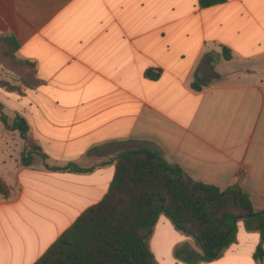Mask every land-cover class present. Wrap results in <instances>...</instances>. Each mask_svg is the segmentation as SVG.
<instances>
[{
  "label": "crops",
  "instance_id": "1",
  "mask_svg": "<svg viewBox=\"0 0 264 264\" xmlns=\"http://www.w3.org/2000/svg\"><path fill=\"white\" fill-rule=\"evenodd\" d=\"M3 35L16 38L17 56L36 64L41 84L22 96L0 89V179L9 189L0 196V264H34L103 199L110 160L123 151H156L195 180L237 185L264 210V0L207 8L198 0H0ZM147 70L161 74L150 80ZM2 114L25 119L45 161L21 164L25 138ZM70 163L93 170L46 167ZM259 242L257 222L240 220L218 260L187 263L176 252L199 248L161 215L149 248L156 264H264L253 258Z\"/></svg>",
  "mask_w": 264,
  "mask_h": 264
},
{
  "label": "trees",
  "instance_id": "2",
  "mask_svg": "<svg viewBox=\"0 0 264 264\" xmlns=\"http://www.w3.org/2000/svg\"><path fill=\"white\" fill-rule=\"evenodd\" d=\"M225 1L198 0V4L207 8ZM18 49L13 35L0 36V68L6 72L5 77L0 74V89L22 96L24 91L39 87L41 81L36 77V64L19 58ZM222 57H231L225 48ZM160 74V70L145 72L150 80ZM192 88L200 89L196 83ZM1 122L25 138L20 159L23 166H31L36 157L47 159L28 135L23 117L17 114L8 121L2 114ZM110 161L114 176L103 199L84 211L34 264H156L149 242L161 215L191 236L199 248L197 255L186 248L176 252V257L187 263L218 260L224 248L236 243V223L256 221L260 242L253 258L263 262L264 210L254 211L251 197L237 185L221 189L195 180L179 165L168 164L160 153L147 148L120 152ZM46 167L73 173L93 170L73 163L63 168ZM8 195L9 189L0 179V196Z\"/></svg>",
  "mask_w": 264,
  "mask_h": 264
},
{
  "label": "rangeland",
  "instance_id": "3",
  "mask_svg": "<svg viewBox=\"0 0 264 264\" xmlns=\"http://www.w3.org/2000/svg\"><path fill=\"white\" fill-rule=\"evenodd\" d=\"M6 72H4L3 70H2V68H0V74H4V77H5V74ZM3 76V75H2Z\"/></svg>",
  "mask_w": 264,
  "mask_h": 264
}]
</instances>
